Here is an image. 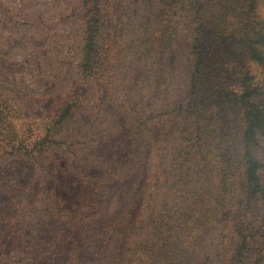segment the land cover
Instances as JSON below:
<instances>
[{"label":"trees","instance_id":"1","mask_svg":"<svg viewBox=\"0 0 264 264\" xmlns=\"http://www.w3.org/2000/svg\"><path fill=\"white\" fill-rule=\"evenodd\" d=\"M102 92L114 112L83 125ZM178 117L166 165L159 130ZM132 145L115 209L99 173L123 181L110 153ZM56 156L74 207L44 166ZM0 193L33 238L0 228V264H264V0H0Z\"/></svg>","mask_w":264,"mask_h":264},{"label":"rangeland","instance_id":"2","mask_svg":"<svg viewBox=\"0 0 264 264\" xmlns=\"http://www.w3.org/2000/svg\"><path fill=\"white\" fill-rule=\"evenodd\" d=\"M3 3H7L6 1H3ZM14 62L15 65L21 67L25 66V57H23L20 54H15ZM172 56V63L171 66L174 67L179 73H182L184 76V64L181 60V54L177 53L176 50H174L171 54ZM182 75L178 77L179 81L184 83L182 79ZM42 82V81H41ZM184 85V84H181ZM41 90H48L49 88L53 86V83L50 81L42 82L39 84ZM134 97L133 89H131L129 98ZM169 106L171 104L177 103V99L173 100H166ZM91 106H93L86 115H84V121L83 125L90 126L93 122H95L98 119L103 118L104 116L108 115L109 113H113V104L112 102L107 100L106 92H102L99 99L95 100ZM41 110H38V113H40ZM182 129V119L181 117L178 118H166L164 121V124L159 130L160 135L171 137L172 139V147L170 148L169 154L165 157V163L167 165V162H169V159L172 156L173 150L175 146L178 144L179 138H180V132ZM133 145L131 149L126 151H113L110 153V167L113 172H119L123 178V181L120 179V177H116L114 175H106L104 172H100L99 176L101 179L107 181V183L110 186L111 190V205L115 207V209L121 208V204L124 202L125 198V179L127 172L132 169L133 166ZM135 148V147H134ZM45 168L48 169L56 178L55 181L58 185H56V191L58 195L62 198L63 201L66 202L68 207H74L77 203H79L80 199L83 196V190L81 187V183L78 180V177L75 175V172L72 170V167L70 166V163L67 162L66 159H64L62 156L54 157L53 159L49 160L47 163L44 164ZM167 167V166H166ZM167 173V170H166ZM14 203L12 201V196L0 193V228L2 231L9 230V235L11 237H19L23 244L24 242H32L33 238L31 237V233H26L24 235V238H21L18 231V225L23 227V224L21 223L23 220V217L21 216L20 212L17 208H15ZM114 209V210H115ZM158 213H155L152 217L151 221L147 223V225L142 226L140 230V234L144 233L145 235L147 232H149L154 223V218ZM110 217V216H108ZM108 225V222L104 225ZM17 227V228H16ZM29 229H32V227H28ZM14 241L8 240L4 241L2 247L0 248V253H7L11 251L13 248ZM125 263L124 264H137L140 262H134L129 261L128 255H124ZM65 260V257L63 258ZM61 261L59 264H64ZM46 264V263H44Z\"/></svg>","mask_w":264,"mask_h":264}]
</instances>
